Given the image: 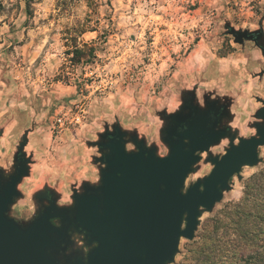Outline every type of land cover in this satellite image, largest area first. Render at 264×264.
I'll return each instance as SVG.
<instances>
[{
  "label": "rangeland",
  "instance_id": "374dc122",
  "mask_svg": "<svg viewBox=\"0 0 264 264\" xmlns=\"http://www.w3.org/2000/svg\"><path fill=\"white\" fill-rule=\"evenodd\" d=\"M227 23L264 32V0H35L30 13L26 0H0V166L10 167L26 129L32 155L12 214L31 218V196L45 185L70 204L73 186L96 181L91 160L99 153L87 143L104 125L136 129L164 154L157 112L174 111L184 89L196 87L199 98L209 90L233 95V125L253 134L246 124L261 106L255 96L264 98V62L252 41H233ZM210 169L201 163L186 184ZM261 170L264 162L243 167L170 264H264V222L251 215L261 206L240 202L264 180Z\"/></svg>",
  "mask_w": 264,
  "mask_h": 264
},
{
  "label": "water",
  "instance_id": "95a60500",
  "mask_svg": "<svg viewBox=\"0 0 264 264\" xmlns=\"http://www.w3.org/2000/svg\"><path fill=\"white\" fill-rule=\"evenodd\" d=\"M226 28L235 43L252 41L264 62L262 29ZM258 75L264 77V69ZM255 99L261 106L246 124L255 131L243 136L233 125V95L209 90L199 98L196 87L182 90L174 111L157 112L164 154L136 129L104 125L87 143L99 153L91 160L98 179L73 186L70 204H59L60 194L45 185L31 196L33 216L19 221L12 209L24 197L19 184L32 163L26 129L10 167L0 166V264L174 262L181 239L195 238L202 215L213 211L233 178L240 181L243 167L264 162V98ZM224 140L223 153H213ZM201 163L210 171L186 184Z\"/></svg>",
  "mask_w": 264,
  "mask_h": 264
},
{
  "label": "trees",
  "instance_id": "16d2710c",
  "mask_svg": "<svg viewBox=\"0 0 264 264\" xmlns=\"http://www.w3.org/2000/svg\"><path fill=\"white\" fill-rule=\"evenodd\" d=\"M35 0H26V8H27V12L30 13V7L31 4L34 2ZM89 50H93L92 48H90ZM73 52L76 53V58L74 60L75 63H78L81 61V50H79L78 48V44H76V42L73 44ZM261 174L264 175V170H261ZM260 179V183L259 185H257L255 188H247L244 191V196L242 197V199L240 200V202H242V205L246 206V209L248 207L250 208H255L256 206H261L259 209V211L256 214H251L253 216V218L256 219H260L262 222H264V180L263 177L259 178ZM262 181V182H261ZM248 201V202H246ZM241 204V203H240ZM240 204L238 203L237 207L235 208L234 212L239 214V209L238 207L240 206ZM245 210V209H242ZM253 213V212H251Z\"/></svg>",
  "mask_w": 264,
  "mask_h": 264
},
{
  "label": "flooded vegetation",
  "instance_id": "af4514ba",
  "mask_svg": "<svg viewBox=\"0 0 264 264\" xmlns=\"http://www.w3.org/2000/svg\"><path fill=\"white\" fill-rule=\"evenodd\" d=\"M264 68V67H263Z\"/></svg>",
  "mask_w": 264,
  "mask_h": 264
}]
</instances>
